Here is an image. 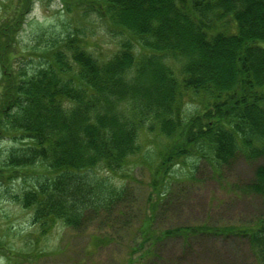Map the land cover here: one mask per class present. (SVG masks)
I'll list each match as a JSON object with an SVG mask.
<instances>
[{"label":"trees","instance_id":"trees-1","mask_svg":"<svg viewBox=\"0 0 264 264\" xmlns=\"http://www.w3.org/2000/svg\"><path fill=\"white\" fill-rule=\"evenodd\" d=\"M75 1L119 35L104 62L67 35L69 57H42L27 72L13 67L14 32L5 31L16 17L0 25V138L27 140L0 171L9 179L43 167L15 196L32 208V224L43 233L57 222L77 227L86 212L117 204L124 188L105 187L96 170L124 166L143 129L170 139L156 175L195 150L218 167L237 152L260 161L242 192L264 205V0ZM187 96L200 98L193 117L181 109ZM243 232L264 264V217Z\"/></svg>","mask_w":264,"mask_h":264},{"label":"rangeland","instance_id":"rangeland-1","mask_svg":"<svg viewBox=\"0 0 264 264\" xmlns=\"http://www.w3.org/2000/svg\"><path fill=\"white\" fill-rule=\"evenodd\" d=\"M82 6L75 0H0V25L14 16L19 20L5 28L14 32L13 67L28 72L42 57H69L65 39L75 34L93 57L107 60L118 48L119 35ZM198 101L187 96L183 114L195 116ZM169 142L158 131L141 130L139 150L124 166L95 173L105 187H123V198L109 209L86 212L77 227L57 222L44 233L32 224V208L15 197L33 186L43 167L17 170L9 179L11 172L0 171V264H259L243 230L261 221L264 205L242 188L253 180L260 161L237 152L218 167L203 156L205 150H188L163 163L156 175ZM26 143L0 138V170L6 155Z\"/></svg>","mask_w":264,"mask_h":264}]
</instances>
